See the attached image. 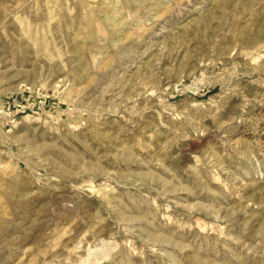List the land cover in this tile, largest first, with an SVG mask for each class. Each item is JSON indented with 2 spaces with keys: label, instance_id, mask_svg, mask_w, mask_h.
<instances>
[{
  "label": "rangeland",
  "instance_id": "374dc122",
  "mask_svg": "<svg viewBox=\"0 0 264 264\" xmlns=\"http://www.w3.org/2000/svg\"><path fill=\"white\" fill-rule=\"evenodd\" d=\"M0 264H264V0H0Z\"/></svg>",
  "mask_w": 264,
  "mask_h": 264
}]
</instances>
